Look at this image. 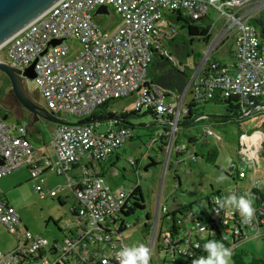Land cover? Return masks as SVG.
<instances>
[{"label":"built area","instance_id":"obj_1","mask_svg":"<svg viewBox=\"0 0 264 264\" xmlns=\"http://www.w3.org/2000/svg\"><path fill=\"white\" fill-rule=\"evenodd\" d=\"M102 6L108 8V13L96 14ZM262 7L264 1L258 0H60L2 45L0 52L5 57L2 56L3 62L22 71L36 61L32 82L47 110L55 116L67 114L81 121L107 102L137 95L135 110L150 109L171 125L168 151L171 153L176 145L179 153L186 146L176 144V134L191 100L207 102L217 90L225 97L239 96L242 103L247 98L264 100V32L254 23L264 20ZM110 8L119 15L121 24L109 32L105 16ZM211 9L226 19L211 50L234 35L233 64H220L208 52L181 95L149 83L148 69L154 55L167 56L165 44L178 31L169 16L181 12L198 20L209 16ZM98 20L106 23L101 25ZM53 40L62 42L51 45ZM68 40L81 44L79 53L72 58ZM169 58L177 63L173 56ZM188 94L191 100L186 102ZM257 108L264 110V105ZM204 135L222 141L211 129H205ZM131 136L133 130L127 126L101 132L91 124L56 125L47 141L55 158L52 160L32 145L25 124H8L0 117V179L29 167L34 190L42 193V176L46 172L65 176L78 209L72 225L61 228L64 238L50 241L29 230H20L21 217L0 190V226L18 238V245L11 252L4 254L0 250V264H119L118 253L129 247L126 235L134 228L125 215L133 189L130 193L113 189L97 166L90 169L86 164L89 160H107ZM240 143V160L245 166L239 168L233 163L230 167L237 170L238 182L244 181L248 171L257 165L264 135L242 133ZM75 168H81L79 179L71 174ZM261 192L256 178L247 186L236 183L228 193L220 191L213 196L209 219L192 209L178 222L176 232L171 226L163 227L170 211L159 195L154 217L137 225L145 228L148 237L143 245L150 251L149 264H192L199 257L197 251L200 252L202 242L219 234L222 240L233 244L230 249L248 238L260 237L264 203L256 201ZM230 193L244 195L252 202L251 221L244 223L235 209H219L220 201Z\"/></svg>","mask_w":264,"mask_h":264},{"label":"rangeland","instance_id":"obj_2","mask_svg":"<svg viewBox=\"0 0 264 264\" xmlns=\"http://www.w3.org/2000/svg\"><path fill=\"white\" fill-rule=\"evenodd\" d=\"M260 13L264 15V7L260 9ZM209 16L212 23L213 37L208 43L197 42L193 46V50L202 54L201 60L210 52L211 59H217L223 64L232 65L234 62L232 52L235 49L234 35L211 50V46L220 29L225 25L226 19L213 9L209 11ZM105 18L107 23H103H106L105 28L109 32L121 24L119 15L112 8H110L109 15H106ZM100 24L102 25V23ZM174 24L179 29V33L186 34L187 30L182 28L181 24ZM67 43L70 48V57L72 58L79 53L81 44L76 40H68ZM168 46L166 43V47L169 49ZM2 56L3 54L0 52V61H3ZM187 62L196 71L193 58H190ZM4 76H6L4 73L0 74V88L4 89L3 93L0 94V97H2L0 111L8 114L6 115L8 116L5 120L6 123H14L18 119H24L25 117L32 118L33 124H36V126L31 128V131L28 128V132L31 133L33 141L36 145H39L37 140L42 139V136H45L46 140H48L56 125L44 118L36 120L32 113L22 107L13 93L11 83L7 82L6 79H2ZM22 86L36 105L43 110L47 109L45 101L32 81L23 79ZM136 99L137 95H134L113 101L110 104L111 110L116 112L135 110ZM190 100L191 97L188 94L186 102ZM202 106L206 115L221 117L225 114V106L223 104L210 102L202 104ZM63 117L69 122L79 121L78 118L73 116ZM130 121L136 126L133 131L134 138L128 140L118 149L119 160L116 161V154L112 158V161L117 164L116 167H108L105 174L106 180L115 190H125L130 193L138 184L143 189L146 208L138 210L127 218V221L134 225V228L126 235V244L129 247L146 244L148 237L145 235V228L143 226L140 228L137 225H144L148 221V215L152 218L154 217L155 204L159 195L161 201L172 212L181 206H189L208 195L217 193L219 190L228 193L236 183L241 186H247L253 182L254 178L259 180L260 188L264 193V156L258 158L257 165L251 171H248L247 178L242 182H238L236 171L230 169L233 163L239 168L245 166L240 160V135L254 132H260L264 135L263 109L253 113L248 119L230 120L226 123L222 122L214 125L206 121L196 127L183 129L180 122L176 140L181 146H188V149L181 155H178L176 145L173 146L171 153H169L168 147L161 146L160 141L158 143L153 142V140H159V136L164 131L162 129L154 130L155 128H153L152 130L146 128L155 122V118L151 114H141L137 118L130 119ZM109 126L108 122L101 123L99 131H107ZM205 129L213 130L216 136L222 137V141L217 142L216 137L203 136ZM188 136H196L198 143L190 144ZM205 142L216 145L219 150V157L215 163L207 162L202 156L207 152V148L203 145ZM51 159L55 160L52 153ZM131 159L135 162L134 168L130 163ZM152 160L157 162V164L146 170V166ZM166 162L168 163L164 172ZM133 169H136V172ZM221 176H223V180L219 179ZM42 177L45 181L42 193L34 190L35 182L31 179L30 171L27 167L15 170L0 179V189L8 203L19 213L22 220L20 224L21 231L29 230L33 234L48 238L50 241L55 239L62 240L65 232L60 230V228L72 225L74 221L72 208L76 206L77 201L72 191L67 188L65 176H59L48 171ZM196 208L194 206V209ZM172 219L173 217L169 216V218L163 220L164 229L171 226ZM55 221L58 225L55 224ZM149 224L151 225L152 222H149ZM17 245V236L12 234L5 226H0V250L6 254L15 249ZM241 248L248 250L251 255L264 260V241L259 237L248 238ZM177 261L182 262L181 258H178Z\"/></svg>","mask_w":264,"mask_h":264},{"label":"trees","instance_id":"obj_3","mask_svg":"<svg viewBox=\"0 0 264 264\" xmlns=\"http://www.w3.org/2000/svg\"><path fill=\"white\" fill-rule=\"evenodd\" d=\"M169 18L174 23L181 24L182 25L181 27L187 30L186 34L179 33V29H178L176 34L173 35V37L168 39L166 42L167 45H169L168 46L169 49L166 47V44H165L166 49L169 51L168 55L165 56L159 53H156L154 55V58L148 69V78H149V83L159 85L160 87L170 90L177 95H181L184 92L185 88L187 87L193 73L195 72L194 69L189 65V62L187 61L190 58H193V63L197 67V65L200 63L201 58H202L201 53L194 52L193 46L199 41L208 43L212 39L213 37L212 23H211L210 16H204L203 18H200L198 20H193L189 16L184 15L181 12H176L174 15L169 16ZM98 21L100 23H103L101 20H98ZM254 23L257 24L264 32V20L263 19L255 20ZM262 37L264 38V33ZM169 56H173L176 59L177 63L175 64L169 58ZM213 60L220 64H223L217 59H213ZM2 79L4 80L6 79L7 82L11 83L7 76H4V78ZM3 91L4 89L0 88V94H2ZM1 100H2V97H0V101ZM112 102L113 101L107 102L104 105L98 107L89 117H87L84 120L92 121V123L90 124L93 125L95 130L97 131H99L101 123H104V122H108L110 124L109 128L127 126L131 129V131L132 130L134 131L136 126L131 123L130 119L137 118L141 114L143 115L151 114L155 118V122L151 126H149L150 128L149 127H146V128L152 129V130L153 128H155L154 130L162 129L164 131V133H162L159 136V140L156 139V140H153V142L158 143V141H160L161 146L168 147L170 136L167 133L171 131L172 127L171 125L164 123L163 120H161L154 111L150 109H143V110L116 112V111L111 110L110 104ZM210 102L214 104H223L225 106V114L221 117L206 115L203 111L202 104H207ZM262 105H264V102L260 98L258 99L247 98V102L242 103L239 96L232 95L230 97H225L222 95L221 90H217L214 98L210 99L207 102L196 103L194 100H191L187 104L188 110L184 115L183 122H181V126L183 127V129H188V128L196 127L198 124L204 123L206 121L214 125L216 123H222V122L226 123V122H229L230 120L237 121L238 119L240 120L248 119L251 115H253V113H256L258 110L260 111V109L257 107L262 106ZM6 115H8L6 112L0 111L1 118H3ZM17 122L25 124L29 128V131H31L30 130L31 128L36 126V124H33V119L29 117H25L24 119H20V120L18 119ZM29 136L32 138L31 133H29ZM203 136H205L204 133H203ZM206 137H209V136H206ZM133 138L134 136L133 137L131 136L128 140H131ZM42 139H46L45 136H42ZM40 140H37V141H40ZM188 141L190 144H197L198 138L196 136H188ZM176 144H178V141H176ZM203 145L204 147L207 148V152L202 155L203 158L207 162L215 163L219 157V150L217 146L211 143H208V142L203 143ZM120 147L117 148L115 153L111 155L110 157L114 156L117 153L118 149H120ZM263 147H264V144H263ZM186 149H188V146H186L182 152H179L178 155H181ZM260 156L262 157L264 156V150L261 152ZM119 158L120 156L119 154H117L116 161L119 160ZM107 160L99 161V162H94L93 160H89L86 166L90 169L95 168L97 166L101 174L105 177L108 167L112 166L115 168L117 165L115 161L110 160L107 162ZM130 163L134 168L135 162L133 159L130 160ZM104 164L106 166H104ZM156 164L157 162L152 160L149 163V165L146 166V170H148L149 167L154 166ZM27 168L29 171H31L29 167ZM75 170L76 168L71 172V174L74 175L75 179H79L81 176V168H77L76 173L74 172ZM133 170L134 172H136V169H133ZM235 171L237 173V170ZM237 177L238 175L236 174V178ZM219 192L220 190L217 193ZM217 193L208 195L204 199L198 200L189 206H181L180 208L172 212H169V216L173 217L172 224H171L172 230L176 232V230L178 229V222L183 220L185 215L189 211L194 209V206L197 207L196 210L200 217H205L206 219H209L210 211L212 210V207H213V196ZM261 193L262 194H261L260 200L256 201L257 203H260V204L261 202L264 203V193L263 192ZM61 203L64 204L62 201ZM128 203L131 206L127 214H125L127 217L135 214L138 210H143L146 208L144 195H143V189L139 184L133 188V191L131 192ZM77 210L78 209L76 208V206L72 208L73 216H75ZM147 218L149 219L150 215H148ZM55 224L58 225L56 221H55ZM146 227H148V225H146ZM261 228L263 229L262 230L263 232L261 233V236L259 238L264 241V226H261ZM212 239L222 241L226 247H231V245H233V244H229L225 242L224 240H222L221 234L217 235L215 238H206L202 242V244L204 245L208 240H212ZM241 241L242 239L239 240V242ZM242 245L231 249L233 253L231 257V264H264L263 259L256 257L255 255H251L248 250L241 248ZM197 253H199V256L205 255V253L203 252V246L200 249V252L198 250Z\"/></svg>","mask_w":264,"mask_h":264},{"label":"water","instance_id":"obj_4","mask_svg":"<svg viewBox=\"0 0 264 264\" xmlns=\"http://www.w3.org/2000/svg\"><path fill=\"white\" fill-rule=\"evenodd\" d=\"M59 1L60 0H0V47ZM99 13H108V8L105 6L99 7L96 10V14ZM61 42L62 40H53L51 45H57ZM35 64L36 61L22 71L13 68L6 62L0 61V74L4 73L9 78L13 93L21 106L32 113L36 120L44 118L56 125L81 126L92 123V121L88 120L77 122L66 121L63 116H68L67 114L61 117L55 116L49 110L41 109L30 99L22 86V81L23 79L32 81L35 78ZM7 118L8 116H4L2 119L6 120Z\"/></svg>","mask_w":264,"mask_h":264},{"label":"clouds","instance_id":"obj_5","mask_svg":"<svg viewBox=\"0 0 264 264\" xmlns=\"http://www.w3.org/2000/svg\"><path fill=\"white\" fill-rule=\"evenodd\" d=\"M223 180V176L219 177ZM219 209H235L239 212L242 221L248 223L254 215L252 202L244 195L230 193L219 203ZM205 255L199 256L192 264H231L233 255L231 249L222 241L212 239L203 245ZM119 264H149L150 251L143 244L125 247L118 253Z\"/></svg>","mask_w":264,"mask_h":264},{"label":"crops","instance_id":"obj_6","mask_svg":"<svg viewBox=\"0 0 264 264\" xmlns=\"http://www.w3.org/2000/svg\"><path fill=\"white\" fill-rule=\"evenodd\" d=\"M213 32V31H212ZM228 38H226V39H224L222 42H221V44H223L226 40H227ZM29 138H30V140H31V143H32V145L34 146V147H36L38 150H39V152L43 155V156H51V153H52V150H51V148L48 146V140H46V139H42V140H40V141H38L39 143V145H36V143L32 140V138L29 136ZM116 155H117V153H116ZM114 156H112V157H110V158H108V160H107V162L108 161H110V160H112V158H113ZM104 166H106L105 164H104ZM75 173L77 172V168H76V170L74 171ZM1 190V189H0Z\"/></svg>","mask_w":264,"mask_h":264},{"label":"flooded vegetation","instance_id":"obj_7","mask_svg":"<svg viewBox=\"0 0 264 264\" xmlns=\"http://www.w3.org/2000/svg\"><path fill=\"white\" fill-rule=\"evenodd\" d=\"M261 110V109H260ZM48 122H50V121H48ZM50 123H52V122H50ZM52 124H54V123H52ZM54 125H56V124H54Z\"/></svg>","mask_w":264,"mask_h":264},{"label":"bare ground","instance_id":"obj_8","mask_svg":"<svg viewBox=\"0 0 264 264\" xmlns=\"http://www.w3.org/2000/svg\"><path fill=\"white\" fill-rule=\"evenodd\" d=\"M1 47H2V46H1ZM1 47H0V48H1Z\"/></svg>","mask_w":264,"mask_h":264}]
</instances>
